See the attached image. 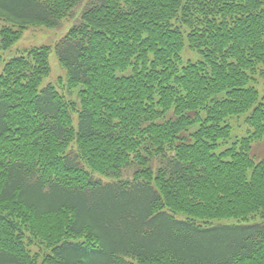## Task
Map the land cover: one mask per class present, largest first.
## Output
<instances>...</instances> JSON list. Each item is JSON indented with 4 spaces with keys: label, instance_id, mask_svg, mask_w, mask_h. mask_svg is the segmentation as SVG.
<instances>
[{
    "label": "trees",
    "instance_id": "obj_1",
    "mask_svg": "<svg viewBox=\"0 0 264 264\" xmlns=\"http://www.w3.org/2000/svg\"><path fill=\"white\" fill-rule=\"evenodd\" d=\"M82 2L0 0V47ZM85 5L0 74V264H264V0ZM54 49L77 102L42 87Z\"/></svg>",
    "mask_w": 264,
    "mask_h": 264
},
{
    "label": "rangeland",
    "instance_id": "obj_2",
    "mask_svg": "<svg viewBox=\"0 0 264 264\" xmlns=\"http://www.w3.org/2000/svg\"><path fill=\"white\" fill-rule=\"evenodd\" d=\"M92 0H83V2L78 5L70 17L63 20L62 24L58 28H47L44 26H31L26 29H24L21 32V37L19 40L14 42L12 45H10L8 48H3V46L0 47V56H1V63H0V73L2 71V68H4L5 64L14 56L24 55L26 54L30 49H33L35 47H40L42 45H51L55 47V45L67 34V32L70 30L71 27L74 26V24L78 21L76 20L78 16L81 14L82 9L86 6L85 4ZM4 10V8H3ZM75 15V17H73ZM13 26L11 25L7 20L4 18H0V43L3 41L2 31L6 29L7 27ZM18 29L17 31H19ZM184 59H190V60H198L200 59V56L197 52L192 51L188 47L183 52ZM50 63L52 65L50 74L47 78H45L44 84L51 83L55 85L60 92L63 93V95L66 96V98L78 101V91L77 88L70 89L67 84V78L66 73L63 67L60 65L58 56L53 50V52L50 54ZM256 77V83L255 85L260 90L261 96L264 94V77L260 76L259 74L255 76ZM60 81V82H59ZM247 114L238 115V116H232L228 119V123L232 127V136L227 141V143H223V145H231L237 138H241L243 136H246L251 133V128L249 124L247 123ZM252 156L257 160H261L264 158V139H256L254 140L252 144ZM225 146H221V150H223ZM134 169H128L125 171L124 177L127 178H133ZM97 177H101L99 175H95ZM30 250L32 253H36L40 251L39 246L33 245L30 247Z\"/></svg>",
    "mask_w": 264,
    "mask_h": 264
}]
</instances>
